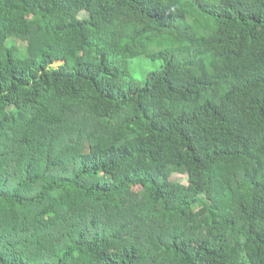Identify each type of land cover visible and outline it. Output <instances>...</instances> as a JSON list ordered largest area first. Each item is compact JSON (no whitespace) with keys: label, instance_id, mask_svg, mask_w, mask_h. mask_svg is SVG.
Returning a JSON list of instances; mask_svg holds the SVG:
<instances>
[{"label":"trees","instance_id":"trees-1","mask_svg":"<svg viewBox=\"0 0 264 264\" xmlns=\"http://www.w3.org/2000/svg\"><path fill=\"white\" fill-rule=\"evenodd\" d=\"M0 264H264V0H0Z\"/></svg>","mask_w":264,"mask_h":264},{"label":"rangeland","instance_id":"rangeland-1","mask_svg":"<svg viewBox=\"0 0 264 264\" xmlns=\"http://www.w3.org/2000/svg\"><path fill=\"white\" fill-rule=\"evenodd\" d=\"M9 43L13 44V47H16L17 49L22 50L23 52H26V48H28V43L20 42V41L15 40V39L10 40ZM33 53H34V51L32 52V54H33ZM60 64H62L61 61H60V62H55V63L53 64V66L56 67V66H59ZM135 67L138 68V67H139V63H138ZM132 73H133V75L136 76V77H140V76H141V75L139 74L140 72L138 71V69H134V70L132 71ZM179 179H180V178H179ZM182 180H183V179H182ZM183 181H184V180H183ZM185 182H186V180H185Z\"/></svg>","mask_w":264,"mask_h":264}]
</instances>
